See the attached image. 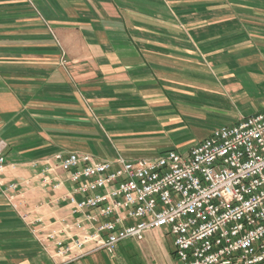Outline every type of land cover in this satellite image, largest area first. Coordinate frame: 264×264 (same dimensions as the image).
Listing matches in <instances>:
<instances>
[{"label":"crops","instance_id":"crops-1","mask_svg":"<svg viewBox=\"0 0 264 264\" xmlns=\"http://www.w3.org/2000/svg\"><path fill=\"white\" fill-rule=\"evenodd\" d=\"M263 111L264 0H0V264L63 263L22 216L48 233L73 219L69 174L42 184L55 155L188 154Z\"/></svg>","mask_w":264,"mask_h":264},{"label":"built area","instance_id":"built-area-1","mask_svg":"<svg viewBox=\"0 0 264 264\" xmlns=\"http://www.w3.org/2000/svg\"><path fill=\"white\" fill-rule=\"evenodd\" d=\"M7 147L0 141V171ZM54 157L42 166V184L58 171L69 174L73 219L48 233L41 218L22 216L43 251L63 264L113 255L151 230H167L178 264H264V111L219 127L188 154L134 162Z\"/></svg>","mask_w":264,"mask_h":264},{"label":"rangeland","instance_id":"rangeland-1","mask_svg":"<svg viewBox=\"0 0 264 264\" xmlns=\"http://www.w3.org/2000/svg\"><path fill=\"white\" fill-rule=\"evenodd\" d=\"M233 108L245 115H250L260 109L258 104L248 107L247 104L242 105L238 102L234 104ZM164 232L161 230L146 232L144 241H141L140 245L127 240L116 249L113 255L101 251L102 253L97 254V258L100 259L98 264H178L175 260V254L167 250L168 246L171 250L174 249V239ZM127 244L130 245L127 246Z\"/></svg>","mask_w":264,"mask_h":264},{"label":"trees","instance_id":"trees-1","mask_svg":"<svg viewBox=\"0 0 264 264\" xmlns=\"http://www.w3.org/2000/svg\"><path fill=\"white\" fill-rule=\"evenodd\" d=\"M175 254V253H174Z\"/></svg>","mask_w":264,"mask_h":264}]
</instances>
